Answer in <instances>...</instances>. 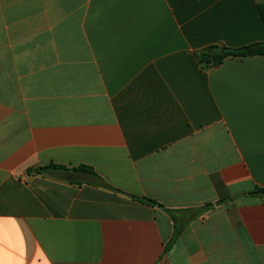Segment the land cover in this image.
Here are the masks:
<instances>
[{"label":"crops","instance_id":"1","mask_svg":"<svg viewBox=\"0 0 264 264\" xmlns=\"http://www.w3.org/2000/svg\"><path fill=\"white\" fill-rule=\"evenodd\" d=\"M257 43L264 0H0V264H264V55L197 57Z\"/></svg>","mask_w":264,"mask_h":264},{"label":"trees","instance_id":"2","mask_svg":"<svg viewBox=\"0 0 264 264\" xmlns=\"http://www.w3.org/2000/svg\"><path fill=\"white\" fill-rule=\"evenodd\" d=\"M214 47H209L203 49L197 53L198 60L201 64L206 66L216 67L222 64L223 60L228 56L236 57H248L255 55H264V43L251 44L242 48H227L224 47L223 54H215L213 52ZM49 169H54L70 174H87L93 178L94 182L98 186H107L106 182L95 172V170L89 166H78L74 168H68L67 166H57L51 165L44 168H40V171H46ZM252 195H261L264 197V189L256 190L251 193ZM137 198V197H134ZM139 200L145 201L149 204H157V202L152 201L147 198H137ZM169 247H167L168 251Z\"/></svg>","mask_w":264,"mask_h":264},{"label":"water","instance_id":"3","mask_svg":"<svg viewBox=\"0 0 264 264\" xmlns=\"http://www.w3.org/2000/svg\"><path fill=\"white\" fill-rule=\"evenodd\" d=\"M213 52H214L215 54H223L224 50H223L222 47H215V48L213 49ZM35 171H36V170H35Z\"/></svg>","mask_w":264,"mask_h":264}]
</instances>
